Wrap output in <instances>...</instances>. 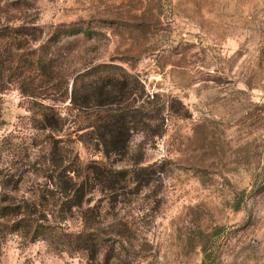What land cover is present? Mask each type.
I'll return each mask as SVG.
<instances>
[{
  "label": "rangeland",
  "instance_id": "obj_1",
  "mask_svg": "<svg viewBox=\"0 0 264 264\" xmlns=\"http://www.w3.org/2000/svg\"><path fill=\"white\" fill-rule=\"evenodd\" d=\"M16 1L1 0L0 27L38 26V44L59 25L94 33L52 48L61 76L90 62L118 65L166 102L164 122L151 127L160 136L135 134L124 158L106 160L75 135L67 142L81 168L147 170L149 184L129 187L117 203L98 188L85 198L83 210L99 207L100 220L127 224L128 245L115 244L112 264H264V0ZM26 107L17 90L0 94V176L14 175L0 181V205L31 200L43 181ZM78 211L48 220L77 233ZM91 225L98 233V217ZM99 234L102 261L115 230L105 224ZM62 246L31 243L21 230L3 239L0 264H87L86 254Z\"/></svg>",
  "mask_w": 264,
  "mask_h": 264
},
{
  "label": "trees",
  "instance_id": "obj_2",
  "mask_svg": "<svg viewBox=\"0 0 264 264\" xmlns=\"http://www.w3.org/2000/svg\"><path fill=\"white\" fill-rule=\"evenodd\" d=\"M16 5L25 6L23 0L16 1ZM42 34L33 25L0 27V94L15 89L28 103L25 111L29 115L25 118L35 132L32 147L42 154L37 158L42 161L32 164L34 168L40 165L43 180L31 200L0 205V246L6 235L22 230L31 243L56 241L64 249L86 254L87 264H112L115 244L119 250L128 245L127 224L116 219L100 220L99 207L98 211L83 210L85 198L91 188H98L107 193L111 202L117 203L129 187L143 188L149 184L147 170L139 167L141 163H135L133 171L117 170L98 162L81 168L67 142L75 135L78 142L92 145L106 160L124 158L135 134L150 132L148 136H160L151 127L164 122L168 108L161 95L146 92L137 77L118 65L90 62L70 78L60 75L52 48L62 37L82 35L90 40L94 33L59 25L45 42L38 44ZM40 89L56 94V99L42 97L38 93ZM66 102L69 104L62 112L57 105ZM13 177L5 174L0 176V181L10 182ZM5 198L2 203L10 199ZM73 210H83L78 211L84 225L80 232H65L48 220L51 213L64 219ZM95 217H98L95 228L98 233L88 232ZM105 224L114 228L115 234L109 241L111 251L100 261L98 257L106 241L99 233Z\"/></svg>",
  "mask_w": 264,
  "mask_h": 264
},
{
  "label": "built area",
  "instance_id": "obj_3",
  "mask_svg": "<svg viewBox=\"0 0 264 264\" xmlns=\"http://www.w3.org/2000/svg\"><path fill=\"white\" fill-rule=\"evenodd\" d=\"M258 106L260 107V109L263 110L264 112V93L262 94V96L259 98L258 100Z\"/></svg>",
  "mask_w": 264,
  "mask_h": 264
}]
</instances>
